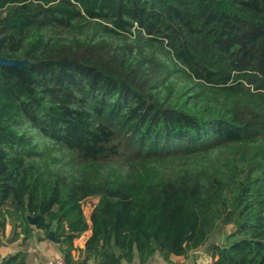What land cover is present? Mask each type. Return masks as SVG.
Returning a JSON list of instances; mask_svg holds the SVG:
<instances>
[{"label":"trees","instance_id":"trees-1","mask_svg":"<svg viewBox=\"0 0 264 264\" xmlns=\"http://www.w3.org/2000/svg\"><path fill=\"white\" fill-rule=\"evenodd\" d=\"M0 57L31 61L0 65V230L38 215L65 264L216 233L206 264H264V0H0Z\"/></svg>","mask_w":264,"mask_h":264},{"label":"crops","instance_id":"crops-1","mask_svg":"<svg viewBox=\"0 0 264 264\" xmlns=\"http://www.w3.org/2000/svg\"><path fill=\"white\" fill-rule=\"evenodd\" d=\"M36 217L38 222L39 216L37 215ZM37 222L35 224L29 223L31 228L27 238L24 239L21 233L12 237V225L7 221L4 229L0 230V257H4L10 253L13 254L17 251H23L26 253L25 264H48L50 260L61 255L59 251L60 239L55 236L52 239L48 233L44 234L43 228L38 227ZM16 231L19 233L20 228H16ZM90 235L91 230L89 228L78 238L74 239L75 251H73V255L78 256V249L84 248L85 242ZM178 258H181V256H172L171 262H165L160 256L154 255L145 264H177ZM123 264H138V262L134 259L130 263ZM183 264L190 263L184 261Z\"/></svg>","mask_w":264,"mask_h":264},{"label":"rangeland","instance_id":"rangeland-1","mask_svg":"<svg viewBox=\"0 0 264 264\" xmlns=\"http://www.w3.org/2000/svg\"><path fill=\"white\" fill-rule=\"evenodd\" d=\"M97 197L88 198L83 202V211L85 215L88 217L92 206L96 203ZM231 226L225 228L226 232L231 231ZM223 234H214L208 244L205 247L200 248L199 250L192 252L188 255V257H181L177 259V264H183L185 261L186 263L190 264H206L210 261L209 254L210 250L216 248L223 240Z\"/></svg>","mask_w":264,"mask_h":264},{"label":"water","instance_id":"water-1","mask_svg":"<svg viewBox=\"0 0 264 264\" xmlns=\"http://www.w3.org/2000/svg\"><path fill=\"white\" fill-rule=\"evenodd\" d=\"M31 61L27 59H21V60H14V59H4L0 57V65L7 66V67H14L17 69H21L22 67H25L29 65ZM27 220L31 224H35L37 222V217H31L28 216ZM49 237L53 239L54 235L52 231H49L48 233ZM208 244V243H206ZM12 253L5 255L4 257H0V262L3 261L6 257L10 256Z\"/></svg>","mask_w":264,"mask_h":264},{"label":"built area","instance_id":"built-area-1","mask_svg":"<svg viewBox=\"0 0 264 264\" xmlns=\"http://www.w3.org/2000/svg\"><path fill=\"white\" fill-rule=\"evenodd\" d=\"M48 264H65L64 258L62 255L57 256L56 258L50 260Z\"/></svg>","mask_w":264,"mask_h":264}]
</instances>
